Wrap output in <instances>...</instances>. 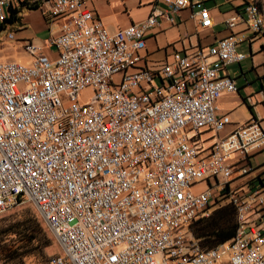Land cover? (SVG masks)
I'll list each match as a JSON object with an SVG mask.
<instances>
[{
	"label": "built area",
	"instance_id": "2783aa9c",
	"mask_svg": "<svg viewBox=\"0 0 264 264\" xmlns=\"http://www.w3.org/2000/svg\"><path fill=\"white\" fill-rule=\"evenodd\" d=\"M14 1L0 0V25ZM26 1L41 2L56 57L25 41L30 65L0 62V217L31 203L59 249L49 264H264V176L233 189L229 165L236 156L239 175L248 174L264 131L251 120L222 136L231 121L217 113L221 95L238 91L224 71L246 59L238 51L246 36L152 68L140 65L148 31L190 7L209 29L206 0H173L168 12L154 9L114 33L90 0ZM238 22L264 35L254 1L225 24ZM203 131L213 138L207 153ZM208 179L215 183L196 192ZM218 198L235 211V235L203 248L191 225Z\"/></svg>",
	"mask_w": 264,
	"mask_h": 264
},
{
	"label": "crops",
	"instance_id": "0c3cea01",
	"mask_svg": "<svg viewBox=\"0 0 264 264\" xmlns=\"http://www.w3.org/2000/svg\"><path fill=\"white\" fill-rule=\"evenodd\" d=\"M173 0H90L86 7L91 10L105 29L114 33L119 29L138 24L147 19L154 9L162 12L169 11ZM195 2L197 0H191ZM252 0H206V8L212 20L209 29H200L192 13L195 8L182 9L175 23H168L162 17L159 25L149 30L145 37V49L140 52L141 66L155 68L164 63L172 62V55L191 54L199 49L210 47L219 39L231 33H242L246 40L238 47V51L247 55L246 59L238 64L226 67L225 74L235 81L238 91L224 93L217 101V113L228 115L230 125L221 133L227 135L235 126L257 120L264 131V35H253L244 22H238L234 28L228 29L225 21L235 17L246 2ZM260 6H262L260 4ZM264 8V5L262 6ZM261 7V8H262ZM59 21L55 24L57 30ZM15 38L24 44L31 41L42 49L50 59L56 57L55 52L48 47L46 40L49 37V26L40 9L24 11ZM213 144L212 133L203 131L199 145L203 153H207ZM250 172L240 176L238 169L243 164L237 163V157L229 161L233 168L230 187L244 190L252 184L259 183L264 176V148L252 153L248 159ZM215 181L208 179L199 184L195 191L201 192L213 185Z\"/></svg>",
	"mask_w": 264,
	"mask_h": 264
},
{
	"label": "rangeland",
	"instance_id": "374dc122",
	"mask_svg": "<svg viewBox=\"0 0 264 264\" xmlns=\"http://www.w3.org/2000/svg\"><path fill=\"white\" fill-rule=\"evenodd\" d=\"M252 1L259 6L260 4L262 6L264 5V0ZM17 30V25L13 24L8 25L4 31L0 32V62L11 61L28 66L32 58L24 50L21 41H18L16 38L15 40H6L5 38L9 31H13L15 34ZM85 98L86 95L84 93L81 95V100L84 101ZM227 204L229 203H227L226 199L218 198V200L211 204L207 216H203L198 220L207 218L214 210ZM31 217L36 219L50 240V245L44 250L43 257L38 254L37 250L34 248L35 245L27 244L25 240H23L21 224L24 220ZM193 224L191 225L192 232L194 228ZM58 252L59 249L56 242L46 229L35 207L31 203H22L0 217V264H47V259Z\"/></svg>",
	"mask_w": 264,
	"mask_h": 264
},
{
	"label": "trees",
	"instance_id": "16d2710c",
	"mask_svg": "<svg viewBox=\"0 0 264 264\" xmlns=\"http://www.w3.org/2000/svg\"><path fill=\"white\" fill-rule=\"evenodd\" d=\"M41 2L29 3L26 0H15L9 8V17L0 25V32L8 25L19 24L24 11L39 9ZM193 234L203 248H212L234 237L236 231L235 211L229 204L214 210L207 218L196 221ZM23 240L35 245L38 254L43 257L44 250L50 245V240L40 224L34 218H28L21 224ZM51 257L47 259L49 264Z\"/></svg>",
	"mask_w": 264,
	"mask_h": 264
}]
</instances>
